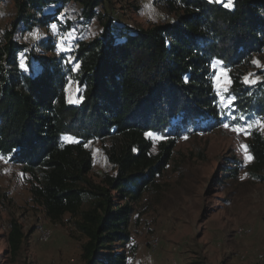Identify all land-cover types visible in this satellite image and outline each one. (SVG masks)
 Wrapping results in <instances>:
<instances>
[{"label":"trees","instance_id":"trees-1","mask_svg":"<svg viewBox=\"0 0 264 264\" xmlns=\"http://www.w3.org/2000/svg\"><path fill=\"white\" fill-rule=\"evenodd\" d=\"M72 1L14 0L0 39V156L30 175L31 200L49 219L78 218L83 264H127L134 205L166 169L178 138L223 122L215 62L232 80L228 95L235 97L237 119L264 121V80L254 86L244 81L254 55L264 51V0H231V7L227 0H161L173 21L131 27L110 16L93 36L79 30L85 21L68 20L77 30L76 72L56 53L52 35L41 55L21 40L35 27L60 34L51 25ZM78 1L88 20L104 3ZM71 76L83 88L78 102L67 98ZM149 133L167 138L157 151ZM106 138L115 172L96 182L88 143ZM247 146V170L264 181L261 130L253 129ZM235 161L226 176L238 177L242 162ZM27 237L12 220L7 239L15 254Z\"/></svg>","mask_w":264,"mask_h":264},{"label":"rangeland","instance_id":"rangeland-1","mask_svg":"<svg viewBox=\"0 0 264 264\" xmlns=\"http://www.w3.org/2000/svg\"><path fill=\"white\" fill-rule=\"evenodd\" d=\"M14 5V0H0V39L15 13ZM84 16L81 2L72 1L53 24L60 34L35 27L25 32L21 40L29 51L41 55L43 42L52 35L56 53L60 51L64 62L76 72L73 51L77 30L68 28V20L85 21L79 30L93 36L100 34L110 16L117 24L131 27L175 19L161 0H104L93 19ZM253 61L264 65V51L254 55L253 66L245 74L244 81L246 77L256 80L245 82L249 86L264 80V67ZM213 66L223 122L214 130H191L178 138L166 169L134 205L129 223L132 241L126 247L129 264H264V181L249 174L247 167L252 157L246 160L241 148L248 144L255 127L264 134V121L245 117L238 120L231 106L222 103V97L229 93L224 86L230 81L229 90L232 80L220 63ZM250 73L255 75L249 76ZM82 92L71 76L67 86L69 102H78ZM248 125L252 127L247 128ZM234 127L247 128V134L234 131ZM149 136L155 141V151L158 142L167 140L158 134ZM111 142L106 138L88 143L94 160L90 177L96 182L115 172L105 154ZM247 152L250 155L248 149ZM4 158L0 159V264H83L85 238L76 226L78 218L66 213L61 221L49 219L31 200L30 175L20 164ZM235 160L242 162L238 177L226 176L225 170L234 167ZM12 220L18 221L28 235L17 254L7 239ZM47 229L50 235L45 239L43 233ZM240 230L247 232L239 235ZM152 235L161 240L154 251L149 243Z\"/></svg>","mask_w":264,"mask_h":264},{"label":"snow or ice","instance_id":"snow-or-ice-1","mask_svg":"<svg viewBox=\"0 0 264 264\" xmlns=\"http://www.w3.org/2000/svg\"><path fill=\"white\" fill-rule=\"evenodd\" d=\"M222 3H224V0H221ZM225 6L227 7H231L232 4H231V0H227V3L225 4ZM52 28L55 30L56 29V25H52ZM64 50H67V49H64ZM254 63H256L258 66H261V67H264V65H260V62L259 61H253ZM216 63H220L219 61H217ZM22 67L24 66L23 63L21 65ZM78 67V66H77ZM255 74H249V76H253ZM245 82L246 83H255L256 80H250L248 79L247 77L245 78ZM217 83L219 84V80H217ZM227 84H230V81H227V83L225 84L224 86V91L227 92L228 89H227ZM235 100V97L234 96H231L230 94L228 96H225V97H222V103H224V105L226 107L228 106H231L232 103L234 102ZM240 119H244L243 117H240ZM224 127H229L228 124H225ZM252 125H248L247 128H251ZM247 128H241V127H234L233 130L234 131H237L238 133H244V134H247ZM149 135H151V133H149ZM65 139H70L69 137H66ZM241 148L244 150L245 152V158L246 160L247 159H251V156L248 154L247 152V149H248V146L247 145H241ZM0 159H5L3 156H0ZM7 162V161H6Z\"/></svg>","mask_w":264,"mask_h":264},{"label":"bare ground","instance_id":"bare-ground-1","mask_svg":"<svg viewBox=\"0 0 264 264\" xmlns=\"http://www.w3.org/2000/svg\"><path fill=\"white\" fill-rule=\"evenodd\" d=\"M44 231H47V232H44L43 233L44 234L43 237L45 239L46 238H49L50 231H48V229L47 230H44ZM246 232H247L246 230H240V231H238V234L239 235H243V233H246ZM149 243H150V249L154 251L156 248L159 247V245L161 243L160 237L157 236V235H152ZM260 257L262 258L263 255L261 254Z\"/></svg>","mask_w":264,"mask_h":264},{"label":"built area","instance_id":"built-area-1","mask_svg":"<svg viewBox=\"0 0 264 264\" xmlns=\"http://www.w3.org/2000/svg\"><path fill=\"white\" fill-rule=\"evenodd\" d=\"M128 264H129V262H128Z\"/></svg>","mask_w":264,"mask_h":264},{"label":"crops","instance_id":"crops-1","mask_svg":"<svg viewBox=\"0 0 264 264\" xmlns=\"http://www.w3.org/2000/svg\"><path fill=\"white\" fill-rule=\"evenodd\" d=\"M60 52V51H59Z\"/></svg>","mask_w":264,"mask_h":264}]
</instances>
